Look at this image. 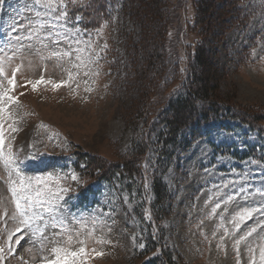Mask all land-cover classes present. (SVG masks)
Returning a JSON list of instances; mask_svg holds the SVG:
<instances>
[{
    "label": "rangeland",
    "instance_id": "obj_1",
    "mask_svg": "<svg viewBox=\"0 0 264 264\" xmlns=\"http://www.w3.org/2000/svg\"><path fill=\"white\" fill-rule=\"evenodd\" d=\"M89 1L69 6L70 21L76 23L72 20V6ZM157 2L160 1L153 0L154 4ZM194 3L195 0H162L159 5L166 7L165 15L170 16L167 22L173 49L170 51L179 58L183 80L192 67L197 46L202 44L206 46L212 67L209 69L210 87L215 99L218 94L220 101L263 118L264 0H244L241 16L247 19L232 28L230 25L226 28L217 8V22L213 28L209 27V36L196 29ZM142 4L148 6L147 0H133L128 4L124 0L108 2L109 18L98 40L100 45L106 42L108 47L93 66V71H98L99 75L84 77L81 69V76L71 86L54 89L51 84H40L33 90L26 81H37L42 76L57 83L67 79L66 70L71 67L68 59L51 54L57 49L65 51L66 44L44 47L34 39L22 41L25 45H34L31 50H20L15 42L8 47L7 38L16 34L23 36L34 14L26 11L28 0H0V46H5L6 56L15 53L11 62L5 63L9 77L14 68L20 67L14 93L19 104L10 108L19 131L11 133L6 126V141L13 146L22 174L30 178L52 177L53 181L63 177L60 183L72 189L68 193V207L77 219L83 218L85 225L79 227L78 237L73 236L71 247H85L86 264H146L149 258L157 255L143 256L147 228L154 225L153 212L160 203L164 211L158 227L164 232L154 230L152 234L157 239L159 234L167 242L174 264H237L235 239L256 228V232L240 244V258L246 264L248 244H264V215L261 214L264 213V197L253 191L246 200L237 197L225 204L227 196L234 191L233 186L222 188V194L214 195L217 189L213 185L235 181V188L243 184L249 189H264V130L261 128L264 123L251 127L236 119L219 117L202 125L195 136L193 128L186 130L179 136L168 165L161 160L162 148L157 146L158 133L153 130L149 149L140 157L137 171L132 172L134 179L122 170L110 183L97 182L84 164H77L76 154H88L105 166L129 160L135 138L144 129V133L152 129L150 123L155 120V112L166 102L155 97L152 89L156 82L149 75L152 64L154 68L159 67L153 61L157 47L152 39L160 33L159 22H163V16L159 13V19L155 16L154 23L148 27ZM20 25L25 27L19 33L12 31ZM88 35L96 39V32H88ZM84 38L82 32L81 39ZM177 86L179 84L167 91L165 98H170ZM85 88L92 91H85ZM145 107H151L154 113L149 118L151 127L147 131L141 118ZM250 160L255 163H248ZM70 173L80 177L79 183L67 178ZM7 177L8 169L0 161V248L5 252L9 246L8 235L17 227L10 219L15 205ZM157 180L168 192L165 202H158V205V196L153 192ZM210 196L212 202L206 204ZM217 200L221 208L211 216ZM252 207H259L261 212L240 222L237 231L233 218L244 208ZM100 209L105 216L97 215ZM109 211L110 216L107 215ZM94 219L100 223L90 235ZM225 227L231 234L225 237L221 247ZM18 238L19 244H16ZM79 240H84V245L79 244ZM98 240L104 242L98 243ZM40 243V237L30 235L27 230L15 233L12 254L3 264H41L52 245L48 244L42 251ZM141 243L143 248L139 247ZM93 249L104 255L96 256Z\"/></svg>",
    "mask_w": 264,
    "mask_h": 264
},
{
    "label": "snow or ice",
    "instance_id": "obj_2",
    "mask_svg": "<svg viewBox=\"0 0 264 264\" xmlns=\"http://www.w3.org/2000/svg\"><path fill=\"white\" fill-rule=\"evenodd\" d=\"M78 3H82V0H28L26 11L33 13L34 18L28 21L27 30L23 36L16 34L7 38L8 47H11L13 42H15L19 45L20 50L25 48L31 50L34 47L31 43L25 45L22 42L24 40H39V43L44 47H48L49 44L57 46L66 44L65 51L61 52L57 49L52 51L51 54L52 56L66 57L68 59L71 67L66 70L67 79L57 83L52 80H45L42 76L37 81H26V84L32 85L33 90H36L40 84H51L54 89L71 86L81 76V69L84 70L82 72L84 77H88L90 74L99 75L98 71H93V66L102 58L101 54L108 47L106 42L102 45L98 42L99 37L102 36V29L107 25V22L101 28L94 30L96 39H93L88 35L87 29L82 30L79 27V21L83 18L82 16H76V23L69 19V6ZM24 27L25 25H20L19 27H14L12 31L19 33L20 29ZM82 32L85 37L83 40L81 39ZM41 33L44 35L41 36ZM14 55L15 53H13ZM13 56H6L5 46H0V161L8 169L6 182L15 205V211L10 219L17 225L14 232L8 235L9 246L7 252L0 248V264H3L5 258L12 254L13 235L15 233H23L26 230L29 231L30 235L40 237L42 251L47 248L48 244L52 245L48 248V255L41 260V264H86L88 253L85 247L81 246L78 249L71 247L73 236L78 237L80 235L79 227L85 225L83 218L77 219L68 207V193L72 189L60 183L61 179H64L63 177L53 181L52 177L47 179L42 177L30 178L22 174L19 168V159L14 154L13 146L6 141V126L11 133L19 131L15 126V120L10 108L12 105L19 104V98L14 93L18 87L16 76L20 71V67L17 66L13 69L11 77H9L5 68L6 61L11 62ZM84 82L87 84V80ZM77 87H79L78 84ZM85 91L90 92L92 89L85 88ZM10 121L11 123H9ZM248 163L255 162L250 160ZM67 178L76 183L80 181V177L75 173H70ZM229 185L233 186L234 191L227 196L224 201L225 204L233 202L237 197L246 200L249 195L253 194V191L264 197V189H249L243 184L239 188H235V181H228L222 185H213L217 189V193L214 195L222 194V188H227ZM212 199L211 196L208 197L206 204L211 203ZM220 208L221 202L217 200L211 209L210 215L215 216L217 209ZM256 212H261V209L252 207L244 208L240 211L238 216L234 217L232 221L236 230H239L240 222L251 219L253 213ZM261 214L264 215V213ZM4 215L7 217L6 212ZM97 215L105 216L104 210L100 209ZM107 215L110 216L111 212L109 211ZM220 219L223 221L224 217L221 216ZM91 223L94 227L89 232L90 235L96 231L95 226L99 225L100 221L94 219ZM221 227H224L223 223H221ZM254 232H256V228H251L235 239L234 248L237 264H245L240 258V244L245 242ZM45 233H48V235H45ZM230 234L228 228L225 227L224 235L221 236V247H223L225 237ZM97 242L103 243L104 241L98 240ZM15 243L19 244V238L15 240ZM78 243L84 245L85 241L79 240ZM139 247L143 248L144 244L141 243ZM246 250L249 254L246 264H264V244L258 246L248 244ZM92 251L96 256L104 255L103 252H96L95 249Z\"/></svg>",
    "mask_w": 264,
    "mask_h": 264
},
{
    "label": "trees",
    "instance_id": "obj_3",
    "mask_svg": "<svg viewBox=\"0 0 264 264\" xmlns=\"http://www.w3.org/2000/svg\"><path fill=\"white\" fill-rule=\"evenodd\" d=\"M109 1L110 0H90L87 4L72 6V20L75 22L77 15L82 16L83 18L79 21V27L82 30L87 29L89 33H95L94 30L101 28L109 18ZM124 1L128 4L133 0ZM159 1V3L157 2L154 4L153 0H147L148 6H144L143 4L142 6H144L143 15L148 20L146 22L148 23V27L154 23L153 18L155 16L158 17L159 13L163 16V22L162 20L159 22L160 33L157 37L152 39L155 48L157 47V53L153 57V61L155 60L154 63L157 62V66L159 67L154 68L151 60L150 63L152 65L149 70V75H152V80L156 82L152 89L153 92H156H154L155 97L159 100H166V102L155 112V120L150 123L152 125V129L150 130L148 129L151 125L148 121L151 115L154 114L152 113L153 109H151V107L143 108L141 112L143 117L141 116V118H143V124L146 125V131L148 130V132L144 133V129L139 134V137L137 136L135 138L129 160H126V162H120L114 166H105L102 161L88 154H76L77 164H84L88 174L94 177L97 182L110 183L115 179L117 173L120 174L123 172L122 170L129 173L130 177L133 178L132 172L137 171L136 166L139 165L138 162L140 161V157L145 155L147 149H149L150 133L153 130H157L158 133L156 138L158 139L157 146L162 148L159 154L160 156L162 155L161 160H164L165 165H168L173 158L174 149H176V145L179 143V136L181 133L186 132V130L193 128V134L195 136L197 133H200L202 125L210 123L219 117L236 119L251 127L264 123V117H259L260 114H253L228 103H224L220 101L218 94L217 99H215L210 87L211 73L209 69H212V67L208 61L206 46L202 44L197 46L192 60V67H190L187 76L185 75L186 79L183 80L184 73L180 72L179 58L171 54L170 51V49L173 50L170 46L167 30V22L170 16H167V14L165 15V13H167L165 12L166 7H159L162 0ZM243 1L244 0H195L196 29L199 30V32L201 31V33L204 32V35L208 34L209 36L211 33L208 32L209 27L213 28L215 25L214 23L217 22V8L218 12H221L220 17L221 20L225 21L224 25L226 28L229 25L230 28L239 26L243 23L242 20L247 19V17L243 18L241 16V5ZM217 3L219 7H217ZM231 16H235L236 18L231 19ZM156 19H159V17ZM146 75H148L147 72L145 76ZM177 84H179V86L175 88L176 92L172 94L170 98H165L164 94L173 89V86ZM149 100H151V98H149ZM261 128L264 130V126H261ZM153 192L158 196L156 205H158V202H165L168 192L162 187L159 180L155 182ZM159 206L157 211L153 212L152 223L154 225H150L147 228L148 232H146L147 236L145 243L147 247L143 256L157 254L149 258L146 264H174L172 262L173 254L168 249L167 242H164V238L159 236V234H157L159 239L155 238L152 234L154 230L164 232L163 229H159L158 227L161 221L160 216L164 211V207L161 203Z\"/></svg>",
    "mask_w": 264,
    "mask_h": 264
}]
</instances>
